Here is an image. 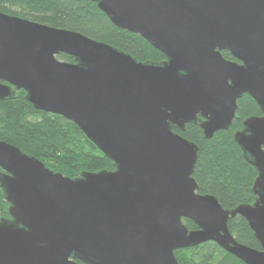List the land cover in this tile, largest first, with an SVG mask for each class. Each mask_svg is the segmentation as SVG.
Listing matches in <instances>:
<instances>
[{
	"label": "water",
	"instance_id": "1",
	"mask_svg": "<svg viewBox=\"0 0 264 264\" xmlns=\"http://www.w3.org/2000/svg\"><path fill=\"white\" fill-rule=\"evenodd\" d=\"M75 1L97 3L166 59L137 61L78 32L0 11V101L23 90L34 109L73 122L115 166L70 178L0 140L9 203L0 264H179L174 250L208 241L244 264H264V0ZM243 94L263 112L234 133L257 172L255 199L224 209L198 192L197 146L172 127L197 123L210 139L229 128ZM237 215L261 250L231 235L227 223Z\"/></svg>",
	"mask_w": 264,
	"mask_h": 264
},
{
	"label": "trees",
	"instance_id": "2",
	"mask_svg": "<svg viewBox=\"0 0 264 264\" xmlns=\"http://www.w3.org/2000/svg\"><path fill=\"white\" fill-rule=\"evenodd\" d=\"M0 11L78 32L129 54L137 61L160 63L166 59L138 34L116 27L95 2L0 0ZM221 55L238 62L228 51H221ZM57 58L75 62L72 56L66 54H59ZM25 96L23 90H15L11 98L0 101V140L37 158L50 170L70 178H77L85 172L114 170L112 161L86 138L78 126L57 114L34 109ZM262 115L255 100L243 94L237 100L235 117L229 128L214 133L210 139L204 138L197 123H188L183 130L172 127L174 132L197 146L192 177L198 185V192L213 195L224 209L251 204L255 199L252 186L257 172L244 158L234 140V133L242 129L246 118ZM8 207L9 203L0 189V219L9 218ZM182 222L189 230L198 228L189 219H182ZM227 224L238 243L261 250L243 217L237 215L230 218ZM173 253L179 264H244L212 241L176 249Z\"/></svg>",
	"mask_w": 264,
	"mask_h": 264
}]
</instances>
